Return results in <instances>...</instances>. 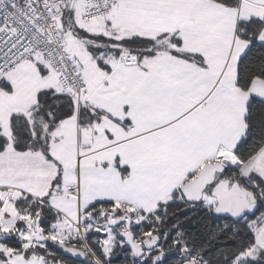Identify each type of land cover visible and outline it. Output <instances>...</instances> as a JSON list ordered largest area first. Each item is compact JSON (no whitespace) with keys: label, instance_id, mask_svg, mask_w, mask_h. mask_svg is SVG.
Masks as SVG:
<instances>
[{"label":"snow or ice","instance_id":"snow-or-ice-1","mask_svg":"<svg viewBox=\"0 0 264 264\" xmlns=\"http://www.w3.org/2000/svg\"><path fill=\"white\" fill-rule=\"evenodd\" d=\"M16 3L8 0L12 7L6 10L4 0H0V27L18 22L13 10ZM211 3L236 13L230 30L209 36L194 25L184 36L177 28L171 35L162 33L154 39L138 34H125L118 40L107 37L115 47L104 53L123 64L135 61L141 72L150 75L147 62L161 50L158 42L166 37L171 45L167 53L173 58L203 71L217 65L218 70L212 68L215 79L211 90L200 101L199 129L171 137L178 148L196 153L195 167L182 175L169 174L168 162L133 169L117 154L111 171L119 176L120 184L113 186L109 175H101L108 172V161H92L82 167L95 154L90 151L91 144L78 143L75 164L70 168L54 154L53 149L65 140L58 134L59 125L73 115L78 129L90 131L91 137L98 135L92 125H100L101 117L128 131L132 127L129 104L123 105V120H116L100 109L89 110L79 101L74 110L71 98L65 111L60 102L65 94L48 90L31 109V123L13 115L6 129L0 124V172L28 169L43 174L55 169L46 195L29 206L30 212L39 214L37 226L43 235L53 227L48 222L60 215L47 206L48 199L54 192L62 194L65 187L69 195L74 192L72 186L63 185L65 174L75 176L76 193L84 175L113 187L122 197L97 198L78 209L76 220L68 221L61 244L42 242L47 250L39 253L42 264H65L64 259H51L54 256L70 257L73 264H264V0H244L247 6L261 10V14L244 17L240 15L242 0ZM115 4L116 0H111V5ZM104 23L106 28H118L113 18ZM185 37L206 41V46L203 51L182 52ZM97 66L110 74L108 63L97 61ZM53 100L56 111L48 107ZM104 136L114 139L107 129ZM31 199L26 196L18 203ZM21 227L17 225L18 230ZM0 240L17 250L23 243L15 236ZM29 255L36 253L25 250L24 258ZM6 259L0 253V262Z\"/></svg>","mask_w":264,"mask_h":264},{"label":"crops","instance_id":"crops-1","mask_svg":"<svg viewBox=\"0 0 264 264\" xmlns=\"http://www.w3.org/2000/svg\"><path fill=\"white\" fill-rule=\"evenodd\" d=\"M194 9L195 13H193ZM252 14H261V10L247 6L242 0L241 17ZM109 18L117 22L118 28L105 27L104 22ZM109 18L99 23L104 31H114L120 37L125 34H138L154 39L162 33L171 35L177 28L181 29V36H184V32L194 25L198 31L216 36L234 26L236 13L221 5L213 4L210 0L206 3L204 0H119L118 9ZM65 39L84 80L82 105L89 110L100 109L116 120H123L126 115L122 110L123 105L129 104L131 107L127 115L132 120V127L124 131L118 124L101 117L100 125H92L98 133L95 137H91L90 131L78 129L75 118L65 121L59 127L58 134L64 136L65 144L69 143V139L73 141L75 139L71 147L72 161H75L78 143L91 144L90 151L95 154L89 156L82 167L90 166L92 161H108L109 170L101 175H109L110 184L113 186L120 184L119 176L111 171L112 158L117 154L121 156L123 163H129L133 169L142 164L168 162L171 165L169 174L182 175L184 170L195 167L196 153L191 149L178 148L171 137L187 129H199L201 108H203L200 101L211 90L215 79L212 68L218 70L215 63L209 71H203L194 64L177 60L168 55L167 49L171 45L167 44L165 38L162 52L147 62L150 75L141 72L136 67L135 61L129 64L116 61L111 67L110 74H106L89 59L86 52L80 47L75 48L67 38ZM206 43L185 37L180 51H203ZM207 55L211 56V53ZM16 70L4 79L6 87L3 86L2 92L5 90L12 92V85L18 79L15 75L12 77ZM43 84V88L39 90L52 88L60 91L50 75L43 78ZM38 91H35L34 101V97L27 95L28 100L24 99L20 111L18 109L16 111L28 114L35 105ZM70 123L72 125H69ZM104 129L113 135L112 141L105 138ZM192 139L190 138L189 142H192ZM58 157L64 162L65 167H70V164L67 166L64 156ZM54 176V168L43 174L28 169L0 172V186H3V190H0V198H5L8 188H14L39 200L48 192V182ZM75 184L74 175L71 178L64 175L63 185L75 187ZM20 195L17 192L14 198ZM61 196L62 200L73 199L75 208L71 211L63 210V203L57 200L60 198L50 197L48 206L60 213L61 217L60 221L53 225L54 228L64 226V221H67L68 225L69 220L73 221L69 215L76 219L78 209L83 210L94 199L105 197L122 199L113 187L102 185L100 180L84 175L80 180L79 200L67 196L66 187ZM52 200H56L55 204H51ZM57 202L59 204L56 205Z\"/></svg>","mask_w":264,"mask_h":264},{"label":"built area","instance_id":"built-area-1","mask_svg":"<svg viewBox=\"0 0 264 264\" xmlns=\"http://www.w3.org/2000/svg\"><path fill=\"white\" fill-rule=\"evenodd\" d=\"M70 2L75 3V0H17L13 10L19 18L18 22H6L0 27V93L1 84L9 73L39 59L59 89L72 92L76 102L83 103L84 80L69 52L60 25V16ZM80 5L79 20L81 24L90 26L112 16L118 9L119 0H116L115 6L111 5V0H80ZM3 7L7 10L12 6L8 0H4ZM73 189L72 195L67 190L66 195L80 197V191L76 193L75 187ZM17 192L25 195L14 188L6 190L5 207L0 213V229H3L2 222H6L5 214L12 211Z\"/></svg>","mask_w":264,"mask_h":264},{"label":"rangeland","instance_id":"rangeland-1","mask_svg":"<svg viewBox=\"0 0 264 264\" xmlns=\"http://www.w3.org/2000/svg\"><path fill=\"white\" fill-rule=\"evenodd\" d=\"M80 0H75V12L76 14H78V19L80 16ZM80 25V24H79ZM99 24L98 26H81L85 29H87L89 32L91 33H95V34H99L101 33V31L99 29L100 28ZM98 28V29H97ZM109 31L105 32L104 31L102 33L104 34H108ZM69 40V42L75 47H80L79 45H77L75 43V41L72 39L71 36H67L65 37ZM68 44V43H67ZM82 49V48H81ZM83 50V49H82ZM84 51V50H83ZM85 52V51H84ZM40 64L41 66L45 67V65L40 62L39 59L33 60L32 62H28L25 63L23 65H21L16 72L13 74L12 77H17L18 79H16V81H14L13 85H12V92H8V91H3L0 94V124H3V126L5 127V129L7 128L8 125V121H9V116L10 114L12 115V113H18L20 111V106L23 105V100L26 99V101L28 100L27 95L32 98L35 96V91L39 90V88H43L44 84H43V78L41 77L38 71V67L37 64ZM35 100V97L33 98V101ZM32 101V100H31ZM25 103V102H24ZM16 109H18L19 111H16ZM15 110V111H14ZM69 125H72V123H70ZM69 143L65 144L64 142L61 145H57L53 151L54 154L56 156L60 157H65V162L67 164V166L70 164V167L74 166L75 161H72L73 157H72V143L75 141L73 140H68ZM59 158V157H58ZM71 163L72 166H71ZM69 167V168H70ZM68 168V167H65ZM66 177L68 176L69 178L72 177V175L70 174H65ZM64 179V176H63ZM54 197H59L60 199H57L58 201H60L61 203H63L64 207L62 208L63 210H72L73 208H75V203L73 201V199L69 198V199H63L62 200V196L61 194L55 193L54 192ZM56 200H52L51 204H55ZM59 204L58 202L56 203V205ZM5 204L3 205V207H1L0 209V213L3 211L2 209H4ZM60 207V206H59ZM13 212L9 211L8 215L5 214V218H6V222H2L3 224V229H2V233H0V238L5 237V236H9V232L10 231H15L17 230L16 228H14V216H13ZM69 217L71 218V220L75 221L76 219H73V217L71 216V214L69 215ZM19 221L22 223L23 227H21V229L15 231L17 232V238L20 241H23L22 246L24 249L26 250H31L32 247L34 246L33 240H32V235H33V230H34V225L35 222L31 219H29L26 216H19L18 217ZM65 225L61 226L60 228H51V238L52 240H54L57 243H61L62 242V234L67 231V227L68 225L66 224L67 221H64ZM57 233H60L61 235H57ZM55 237V239H54ZM0 240V253H3L4 256L7 258L5 261L0 262V264H42V262L38 259V256H30L29 258L25 259L24 256L22 254H12V252L6 248H4V246L1 244Z\"/></svg>","mask_w":264,"mask_h":264},{"label":"trees","instance_id":"trees-1","mask_svg":"<svg viewBox=\"0 0 264 264\" xmlns=\"http://www.w3.org/2000/svg\"><path fill=\"white\" fill-rule=\"evenodd\" d=\"M79 24L81 26H86V25L81 24L80 20L78 19V14H76V12H75V3L70 2L68 7H67V9H66V11L60 16V25H61L63 36L64 37H67L68 35L71 36L72 39L75 41V43L77 45L81 46V48L88 55L89 59L92 62H94L96 65H97V61H101L102 60L104 63H108L110 65V67H112V65L114 63H116V60H113L111 58V56H107V57L104 56V53H110L114 49L115 46L110 42L109 39H107V37H111L114 40H118V39H120V36L118 34L113 35V33H115L114 31H109L108 32L109 35L104 34L107 31H104L102 28L99 29L101 31V33H99V34L91 33L87 29L81 27ZM98 25L99 24L90 25V27L98 26ZM103 31H104V33H102ZM165 41H166V39H164L163 41H159L158 42V44L160 46V49H161L158 53L162 52L163 43ZM130 62H132V61H130ZM37 67H38V71H39V74H40L41 77H45V76L48 75V71L46 70L45 67L41 66L39 63L37 64ZM3 86H4V81L1 84V88H3ZM48 90H53L55 93H64L65 94L60 100V102L64 104V110L65 111L68 110V107H69L68 102H67L68 98H71V101H72V105L71 106L75 110L76 99H75V96H74V94L72 92H70V91H61V90L58 91V90H55V89H52V88H44V89L39 90L37 92V95H36L35 105L38 102V97L43 92H46ZM55 104H56V101L53 100L52 104L48 105V107H53V111H56V109L54 107ZM32 109H33V107H32ZM57 114H59V113H57ZM13 115H15L17 117H23L24 119L28 120L29 123H31V116H32L31 110L28 112V114L14 113L10 117H12ZM74 118H75V115H73V117L71 119H74ZM60 126L61 125H59V127ZM24 197H26V196L25 195H20L18 197H15V200H14V206L12 208V212L14 214L13 216H14V219H15L14 220V228H16V229H17V225L18 224L22 225V223L18 219L19 216H26L29 219L33 220L34 222H37L39 220V218H40L39 214H33V212L29 211V206L33 203V201H35L34 199L28 200L26 203H18L19 201L23 200ZM0 201H3L2 206H0V209H1V207H3V205L5 204V198L4 199L0 198ZM37 207H39V205H37ZM52 211L55 212L54 210H52ZM60 218H61L60 215L56 216V217H54L55 223L52 220H50L48 223L50 225H54L58 221H60ZM22 227H23V225H22ZM17 230H15V231H17ZM15 231H10L9 232V234H10L9 236L17 237L18 235H17V232H15ZM46 231H48V235L47 236L44 235V236L49 238V239H52L51 235H50L51 228L46 229ZM2 232H3L2 229H0V233H2ZM1 244L4 246V248L10 250L12 252V254H15V255L22 254L24 256V252H25L26 249L23 248L22 244H21V247H20L19 250L15 249L13 247H10L9 245L3 243L2 241H1ZM35 245H41V247L37 248V247H35ZM29 251L35 252L36 253L35 256H39V253L41 251L46 252L47 250L43 249L42 244L34 243V246ZM30 256H34V255H29L27 258H29ZM58 258L64 259L65 264H73L72 259H69V258H63V257H59V256H54L51 259L55 260V259H58Z\"/></svg>","mask_w":264,"mask_h":264},{"label":"water","instance_id":"water-1","mask_svg":"<svg viewBox=\"0 0 264 264\" xmlns=\"http://www.w3.org/2000/svg\"><path fill=\"white\" fill-rule=\"evenodd\" d=\"M109 223H110V221H109ZM32 240H33L34 243H37V244H42V242L45 241V240L53 241L56 244H61V243L55 242L52 239H49V238L45 237L43 235L42 230L37 226V222H35V225H34ZM69 259H71V258L69 257Z\"/></svg>","mask_w":264,"mask_h":264}]
</instances>
